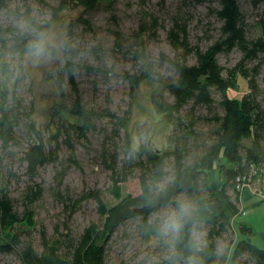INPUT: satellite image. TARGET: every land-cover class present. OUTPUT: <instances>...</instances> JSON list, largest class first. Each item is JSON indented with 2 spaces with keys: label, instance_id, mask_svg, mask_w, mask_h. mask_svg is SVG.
Instances as JSON below:
<instances>
[{
  "label": "trees",
  "instance_id": "trees-1",
  "mask_svg": "<svg viewBox=\"0 0 264 264\" xmlns=\"http://www.w3.org/2000/svg\"><path fill=\"white\" fill-rule=\"evenodd\" d=\"M7 0H0V11ZM102 0H59L57 6H50L52 20L68 6L75 4L90 11ZM214 10L221 23L218 39L205 50L191 48L185 30L182 38L175 31L169 32V38L176 48L183 53L174 60L162 56L174 71L175 78L169 83L158 82V90L151 95L154 110L159 115L168 116L175 131L180 137H171L169 141L175 145L172 149L157 150L151 144V137L144 144L135 145L130 135V112L116 116L108 111L102 114L108 117L115 126L114 131H123L125 137V159L121 167L108 165L111 170L112 199L116 202L108 206L100 198V193L88 194L98 204L100 223H92L77 237L65 234L63 238L49 239L44 228L40 230V249L33 243L23 240L22 233L16 232L21 226L29 230L34 226V211L31 206L42 198L43 190L36 185L38 171L48 164H56L59 156L56 147L60 138L69 148L71 130L85 137L95 125L94 119L99 113L87 109L79 97L74 72L78 64L66 62L59 70V75H68V83L73 91L72 105L55 104L51 116L57 117L60 127L57 132L50 130L47 139L32 118V111L24 112V134L27 144L23 147L18 142L16 129L21 120L18 109L21 107L15 90L8 86L12 71L6 63L0 64V144L4 151L19 148L22 151V162L25 174L32 186L17 199L22 206L20 213L10 198L6 184L0 185V256H14L20 264H105V249L110 236L129 220L137 222L138 232L143 241L151 239L165 248L163 264H188L189 257H195L198 264H264V250L252 244L253 233L246 225L240 226L242 238L236 236L232 227V218L240 211V192L236 190L237 179L253 182L252 168H264V80L262 87L256 82L260 63L264 61V26L257 38H248L244 16L240 11L238 0H216ZM264 0H254L255 4ZM51 20V21H52ZM80 21V20H78ZM84 22V21H83ZM85 23V22H84ZM36 26L35 41L49 27ZM71 23L68 32L72 31ZM31 37L20 35L17 29L8 28L4 36L0 35V58L7 52L22 56L29 51L33 43ZM63 48L68 49L67 42ZM238 50L243 58L234 67L224 69L218 62V55ZM194 56L195 62L189 64L188 56ZM263 60L248 69L247 65ZM19 74L22 75L21 71ZM129 83L131 96L134 90L144 81H152L153 74L147 69L142 74L124 76ZM247 83L248 91L241 99L229 96V89L237 87L238 78ZM59 85L60 83L57 82ZM61 87V84H60ZM63 93V92H61ZM165 93L169 99L165 98ZM217 94L219 101L214 100ZM206 109L205 123L213 125L208 137L196 138L195 120L186 115V107ZM191 114L194 111H189ZM74 118L75 122L70 121ZM102 117V116H100ZM62 129L64 131H62ZM196 139L199 148L196 153L188 149V140ZM245 139H250L249 146H242ZM192 149V148H191ZM71 162L76 163L71 159ZM139 171V194L136 196L122 194L121 185ZM219 172L224 182L219 193L209 186V175ZM7 183V181L5 182ZM190 200L195 205L191 219L185 222L178 238L170 237L168 246L159 232V223L154 219L165 208L177 207V201ZM72 213L77 210L71 204ZM16 229V231H15ZM204 233L203 242L195 238V233ZM228 237L231 250L228 254H220L218 241ZM199 243V250L192 245Z\"/></svg>",
  "mask_w": 264,
  "mask_h": 264
},
{
  "label": "rangeland",
  "instance_id": "rangeland-1",
  "mask_svg": "<svg viewBox=\"0 0 264 264\" xmlns=\"http://www.w3.org/2000/svg\"><path fill=\"white\" fill-rule=\"evenodd\" d=\"M58 4L59 0H7L0 11L1 36L11 28L33 40L37 37L34 24H49L40 35L46 40L45 56L37 59L30 52L22 56L12 55L8 43L7 52L0 58V64H8L12 71L8 86L15 90L21 105L18 109L21 120L16 129L18 142L23 147L27 144L23 132L24 112L29 110L45 139L49 137L50 130L57 132L60 121L51 116V110L55 104L63 103L69 108L74 98L68 75L57 76L66 62L80 66L74 72V79L82 104L100 114L94 119V128L85 137L71 130L72 148L63 143L66 140L63 134L58 146H55L58 163L41 167L34 179L43 194L31 206L34 211L33 229L21 226L15 231L25 230L21 238L32 242L37 250L41 245L42 228L49 239H54L63 238L65 234L77 237L90 224L100 223L97 201L93 197L86 199L88 194L100 193L101 200L108 206L116 203L109 193L112 172L108 165L121 167L125 159V137L123 131L116 133L113 121L102 115L106 111L116 116L130 112L128 132L135 145L144 144L151 137L154 149L175 148L169 138L180 137L181 134L175 131L168 116L155 112L151 102V95L158 90V82L169 83L175 78L172 67L162 56L174 60L183 53L181 48L172 44L169 32L173 30L182 38V30H185L189 46L205 50L218 39L221 26L214 12L216 0H102L90 11L72 4L52 20L48 7ZM238 4L244 16L248 38H257L264 26V2L255 4L254 0H238ZM71 23L72 31L68 32ZM64 42L69 45L68 49L63 48ZM242 58L238 50H232L218 55V62L224 69H230ZM262 60L260 58L248 64L247 68H253ZM187 61L193 64L194 56H188ZM260 64L256 82L262 87L264 61ZM147 69L153 74V80L141 83L131 96L129 83L123 76L126 73L139 75ZM237 82V87L228 92L229 96L241 99L248 87L241 77ZM165 98L169 99L166 93ZM214 100L219 101L217 94H214ZM185 109L184 113L195 120L196 138L208 137L213 125L202 121L207 114L206 109L196 107L193 110L190 106ZM190 110L194 113L191 114ZM69 119L75 122L74 118ZM250 141L245 139L242 146H249ZM187 142L189 151L196 153L199 148L197 140L190 139ZM11 151H4L0 144V185L6 184L16 209L22 213L23 206L17 199L32 183L25 174L22 151L14 147ZM71 159L76 163L71 162ZM138 175L139 171L135 170L121 185L123 195L139 194ZM220 178L224 179L223 175L215 172L209 179L216 191ZM36 185L32 188H36ZM72 203L77 207L73 213ZM169 209H163L154 220L160 224L161 215ZM244 220L241 214L232 218V227L238 238L244 237L240 232ZM203 236V232L195 233L200 243L203 242ZM164 239L165 246H168L170 237ZM228 240L225 236L218 241L220 254H228L231 250ZM165 255V248L155 240L143 241L137 222L129 220L110 236L105 249V264H163ZM0 264L20 263L14 256L1 255ZM227 264H231L230 260Z\"/></svg>",
  "mask_w": 264,
  "mask_h": 264
},
{
  "label": "clouds",
  "instance_id": "clouds-1",
  "mask_svg": "<svg viewBox=\"0 0 264 264\" xmlns=\"http://www.w3.org/2000/svg\"><path fill=\"white\" fill-rule=\"evenodd\" d=\"M32 56L39 59L47 54L46 40L43 36L38 37L29 45ZM195 205L190 200L177 201V207L165 211L160 217L159 232L164 237L178 238L185 222L192 218L195 212ZM199 250V243L192 245ZM188 264H198L195 257H189Z\"/></svg>",
  "mask_w": 264,
  "mask_h": 264
},
{
  "label": "crops",
  "instance_id": "crops-1",
  "mask_svg": "<svg viewBox=\"0 0 264 264\" xmlns=\"http://www.w3.org/2000/svg\"><path fill=\"white\" fill-rule=\"evenodd\" d=\"M213 174L214 173L210 174L208 179H210ZM223 182L224 179L220 178L218 181V191H216L217 189L214 190L215 185L210 182V180L209 186L215 191V193H219ZM240 214L242 217H245L242 224L252 230L253 235L250 237L252 244L257 248L264 250V204H262L260 200L253 196L249 191H243L240 194V211L238 215ZM257 236H260V238L258 239Z\"/></svg>",
  "mask_w": 264,
  "mask_h": 264
},
{
  "label": "built area",
  "instance_id": "built-area-1",
  "mask_svg": "<svg viewBox=\"0 0 264 264\" xmlns=\"http://www.w3.org/2000/svg\"><path fill=\"white\" fill-rule=\"evenodd\" d=\"M252 175L255 177L253 182H246L243 178H238L236 190L240 193L249 191L253 196L257 197L264 204V168H252Z\"/></svg>",
  "mask_w": 264,
  "mask_h": 264
}]
</instances>
